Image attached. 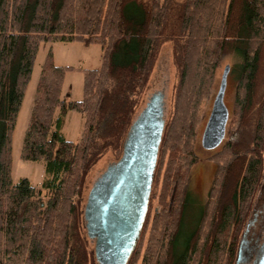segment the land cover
Instances as JSON below:
<instances>
[{
    "label": "trees",
    "instance_id": "1",
    "mask_svg": "<svg viewBox=\"0 0 264 264\" xmlns=\"http://www.w3.org/2000/svg\"><path fill=\"white\" fill-rule=\"evenodd\" d=\"M55 42L98 45L101 64L56 66L47 52L20 152L23 161L44 163V178L39 189L27 179L14 185L18 113L40 45ZM165 43L172 44L176 72L171 113L126 264L235 263L264 162V0H0V264H97L80 223L84 181L107 151L121 158ZM224 55L233 61L232 107L212 159L216 174L198 205L187 190L197 161L192 144ZM72 71L82 74V98L65 102L62 83ZM57 109L83 116L79 142L60 134Z\"/></svg>",
    "mask_w": 264,
    "mask_h": 264
},
{
    "label": "rangeland",
    "instance_id": "2",
    "mask_svg": "<svg viewBox=\"0 0 264 264\" xmlns=\"http://www.w3.org/2000/svg\"><path fill=\"white\" fill-rule=\"evenodd\" d=\"M180 1V0H178ZM51 50L53 55V61L56 66L73 67L75 69L92 70L100 67L101 64V49L98 45L83 46L81 43H47L41 44L34 64L33 73L30 82L27 86L24 99L21 108L18 113L17 122L15 125L13 140H12V165H11V179L15 185L21 179H27L32 187L39 189L44 178V163L40 162H26L20 159V152L23 137L27 128L28 120L30 117L31 109L33 106V98L35 93V87L37 84L40 68L44 61L47 52ZM233 61L230 56L224 55L217 67L214 75V80L211 84L207 98L202 102L200 106V112L198 116V126L196 129L195 138L192 144V151L197 158L195 164L189 168L187 190L190 196L195 202L204 204L206 201L207 193L212 185L214 176L216 174V164L212 160L220 151L224 143L215 150H204L201 147V135L203 133L206 121L208 119L213 99L218 89L219 81L225 66H231ZM175 65L173 61V47L171 43L163 44L157 54L154 62L146 89L142 95L140 104L136 109V113L132 122L139 115V113L145 107V104L155 94H161L163 96V113L164 121L166 122L171 113L173 86L175 81ZM235 86V79L233 75L227 78V87L224 96L225 105L228 108L229 114L232 107L233 91ZM82 98V74L78 71L67 72L64 76V80L61 88V99L63 101H79ZM60 116L59 132L66 141L77 143L80 140L81 131L83 128V116L74 111H66L61 113L59 109L56 110L55 120ZM120 158V154L111 150L107 151L94 166L88 171L83 192L80 197L79 207L81 211L80 223L84 229V235L86 233L85 226L87 222L84 220V207L87 202L88 195L96 182L105 175H109L111 168L116 165ZM45 194L42 192L41 199H45ZM194 203V202H193ZM195 203V204H197ZM264 162L262 178L256 193L254 204L246 224L251 221L255 211L258 212V223L255 227L249 228L247 239L249 241H255L260 238V234L263 236L264 221L261 223L264 213ZM156 210V209H155ZM264 212V211H263ZM87 239L88 250L92 251L95 256V247L91 240ZM262 239V238H261ZM260 239V240H261Z\"/></svg>",
    "mask_w": 264,
    "mask_h": 264
},
{
    "label": "water",
    "instance_id": "3",
    "mask_svg": "<svg viewBox=\"0 0 264 264\" xmlns=\"http://www.w3.org/2000/svg\"><path fill=\"white\" fill-rule=\"evenodd\" d=\"M229 66H225L201 135V147L215 150L224 141L229 111L224 102ZM163 96L153 95L125 136L122 156L109 175L92 187L84 207L86 233L97 238V264H126L139 239L146 215L156 154L164 128ZM254 217L239 240L234 264H264V238L246 237ZM101 240V241H100Z\"/></svg>",
    "mask_w": 264,
    "mask_h": 264
},
{
    "label": "flooded vegetation",
    "instance_id": "4",
    "mask_svg": "<svg viewBox=\"0 0 264 264\" xmlns=\"http://www.w3.org/2000/svg\"><path fill=\"white\" fill-rule=\"evenodd\" d=\"M149 100H150V98H149ZM148 100V101H149ZM148 101H147V103H148ZM146 103V104H147ZM146 104H145V106H146ZM145 108V107H144ZM143 108V109H144ZM163 121H164V117H163ZM263 211H264V206H263ZM263 211H261V213H264ZM255 217H254V222H253V224H252V226H251V229L253 228V227H255L256 225H257V223H258V217H260V216H258L259 214H258V212H256L255 211ZM264 221V216L262 217V220H261V223ZM263 225H264V223H262ZM262 238V236L260 235V238H258V239H261ZM101 241V240H100ZM91 242L95 245V244H97V238L95 237V238H93V239H91Z\"/></svg>",
    "mask_w": 264,
    "mask_h": 264
}]
</instances>
